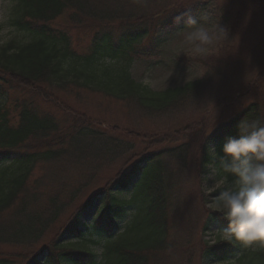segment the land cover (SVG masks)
<instances>
[{
  "label": "trees",
  "instance_id": "1",
  "mask_svg": "<svg viewBox=\"0 0 264 264\" xmlns=\"http://www.w3.org/2000/svg\"><path fill=\"white\" fill-rule=\"evenodd\" d=\"M10 1L9 24L21 38L0 45V96L4 99L0 105V264L15 260L9 246L26 248L27 244L28 251L19 256V264H157L172 247L176 237L172 231H178L172 226L173 211L187 215L185 190L191 178L199 203L205 204L202 178L210 165L219 168L220 164L210 155V148L214 146L219 153L225 139L237 135L241 120L264 123V95L240 105L228 119L215 125L214 120L208 132L205 123L193 121L189 127L181 126L177 135L151 137L147 143L144 132L110 135L105 128L92 127L95 122L86 113L66 105L64 96L96 92L126 101L146 115L180 114L196 105L201 115L213 111L207 96H201L202 90L213 74L227 79L232 61L226 54L218 53L203 63L206 74L202 77L158 91L136 83L129 72L133 60L156 54L157 39L162 38L159 31L166 30L162 32L166 35L177 18L194 17L202 4L169 8L158 3L162 0ZM241 1L229 10V25L234 34L250 36L256 31L251 22L257 26L258 21L252 11L245 15L243 7L251 0ZM256 1L259 10L253 8V12L263 11L264 0H252ZM165 11L168 15L162 16ZM64 14L76 30H90L85 44H78L71 31L60 26L58 19ZM106 59L112 64L105 63ZM176 61L191 67L186 55L177 56ZM263 78L264 71L253 84ZM6 86L28 91L21 104L12 103L16 114L9 111ZM181 130H193L200 143L194 148L186 143L164 147L166 142L181 138ZM138 140L147 145L145 149L137 146ZM156 144L162 147L148 149ZM112 156H121L125 165L121 164L105 186L82 196L100 164ZM45 164L60 170L69 165L80 174L82 170L86 179L67 188L55 179L46 191L42 177L35 175ZM186 169L191 171L189 177L182 175ZM59 189L68 190L63 200ZM90 207L95 209L87 223L82 214ZM127 210L131 217L123 230L116 232ZM202 214V237L195 255L198 264L205 258L225 260L231 256L236 264H264V248L204 240L212 225L220 230L227 221L220 213L203 210ZM52 232L55 235L49 239ZM93 233L101 244L99 253L77 247ZM40 239L43 244L34 246ZM35 249L44 255L42 260ZM185 254L192 257L191 252Z\"/></svg>",
  "mask_w": 264,
  "mask_h": 264
},
{
  "label": "rangeland",
  "instance_id": "2",
  "mask_svg": "<svg viewBox=\"0 0 264 264\" xmlns=\"http://www.w3.org/2000/svg\"><path fill=\"white\" fill-rule=\"evenodd\" d=\"M147 1L151 3V0ZM137 2L141 1H135V3ZM241 2V0H171L168 3L166 0L159 1V4H165V6H169V8L173 6L188 8L192 7L194 3L202 4L201 9L199 8V11L192 18H197L201 24H205L209 27L219 20L220 26L227 29L228 38L233 40L226 46L217 44L212 47L205 56L200 57L194 55L190 46L184 40L185 32L188 29L185 28L187 19H183L177 22L166 35L162 34V32H165L166 30L158 32V34L162 35V38L157 39L159 45L156 54L145 58L142 57L140 59H135L129 64V72L136 83L146 85L149 89L158 91L165 88L176 87L182 85L186 81L201 77L204 71H206V66H204L203 63H208L211 59H214L218 53L228 55L229 61H232L230 63L232 69L226 72L227 79H218L213 74L212 77H210V80L204 84L202 90L203 94L201 96H207V101H210V105L213 107V111L210 112L209 115L206 116L207 111L202 112L203 115H201L200 112H198L197 105L191 107L188 106L186 110L180 114L160 113L156 115H146L138 112L137 108L129 105L126 101H117L96 92L81 93L80 97L73 96L74 94H66L63 100L66 105L72 108H77L79 111L86 113L88 117H91L95 122L92 127L102 130L105 128L110 135L116 133L122 135L123 131L124 133H127V131L132 130L144 132L148 135L145 139V143L149 142L151 137L177 135L181 126L189 127L191 125L190 123L193 121L205 123L206 126H204L207 127L205 131L208 132L212 128L210 126L214 120H216L214 125L226 120L241 108L240 105L244 104L243 106H245V104L255 100L258 97V94L264 95V78L259 79L256 84H253L258 79V75L264 71V10H261L258 13L253 12V8L257 11L259 8H256L258 5H255L257 1L252 2V0L250 3H246L244 7L242 6L245 8V15L250 11L256 15L254 20L258 21V25L256 26L251 22L254 26L253 28H256L253 35L247 36L246 33H243L242 35L234 34L229 25L230 18L228 19L227 14L229 10H233V7H238ZM4 5L8 6L6 9L8 22L7 24H0V45L9 40L21 38V34L14 30L9 24V16L13 5L12 2L10 0H0V12L5 10L3 7ZM144 11L148 13L147 10ZM165 15H168L167 11L162 13V16ZM249 19L251 21V18H246L245 21ZM58 21L60 22V26L71 31V37L77 43L80 41L81 44H85L87 40L90 39V30H76V27L68 22L65 14L59 17ZM133 24L141 25L142 23H132V25ZM182 55L187 56V62L190 63L191 67H183L176 61V57ZM105 63L109 65L112 64V62H109L107 59L105 60ZM4 88L8 91V98L11 100L10 102L8 101V105L10 104L9 111L11 114H16L17 112L14 110L13 104H21L23 99L27 97L26 93L28 91L19 88L18 90H15L14 87L12 90L7 86ZM216 98H219V102L216 101ZM3 100V96H0V105ZM54 108L55 107L50 108L52 112L55 111ZM61 116L64 117L65 115L61 113ZM194 134L195 132H193V130H190V132L181 130V138H174L176 141H168L163 145L166 147L178 143H186V145L194 148L200 143V139ZM126 138L129 139V137ZM137 142V146L140 149L146 148L145 146L147 145L141 140H138ZM161 147L162 145L156 144L148 147V149H158ZM121 164L125 165L121 156H112V159H105L97 169L96 176L90 179L87 185L88 189L82 193V196H84L85 193L89 194L91 191L105 186L115 174L116 170L121 167ZM64 167V169L60 170L58 167L54 169L53 164H45L37 168L35 175L42 177V184L47 187L45 188L46 191H49L53 187L52 180L55 179L63 181L61 183L63 188H67V186L74 181H79L80 183L85 181L84 179L86 178L84 177L82 170L80 174L77 169H74L69 165ZM208 173L209 168L205 171L204 176ZM190 174L191 171L188 169L182 173V175H185L186 177H189ZM60 180H58L57 183H59ZM190 181V184H188L185 190L187 204L185 205L186 207L184 210L188 216L186 214L181 215L180 212L174 213L173 211L172 226L173 228L178 229V231H172L176 236L174 241L172 240V247L162 255L157 264H198V258L195 255L197 254L196 250L199 249L198 245L200 244V239L202 237L200 234V227L203 220L202 212L203 210H206V212L208 211L206 208L208 197L205 204H202V206L199 203V194H197L196 191L197 189L194 178H191ZM210 183L211 181H209V184ZM57 191L60 192V197L63 200L68 190L64 191L59 189ZM217 194L218 193H212L213 196ZM75 205L76 204L73 206ZM94 209V207H90L82 214V218L85 222L88 223L90 221V213L93 212ZM130 215V210H127L125 217L119 221L120 227L116 229V232L123 230L126 221L131 217ZM218 233V229L212 225L210 230L205 232L203 238L212 243L218 239ZM54 235L55 232H52L49 233L47 237L51 239ZM37 243H35L34 246L39 247L43 244V240L40 239ZM100 245L97 235L93 233L89 240L86 239L83 242L78 243L77 247L81 249H90L95 253H99L101 251ZM26 248H28V244L26 245ZM26 248L9 246V253L16 256L14 257L15 260L10 263L19 264L21 259L19 256L23 251H28L25 250ZM242 248L244 247L242 246ZM35 250L37 252V249ZM185 251L191 252L192 257L189 258V255L185 254ZM43 256L42 252L39 251L37 257L42 260ZM202 264L236 263L234 262V257L231 256L225 260H218L213 257L205 258L202 260Z\"/></svg>",
  "mask_w": 264,
  "mask_h": 264
},
{
  "label": "clouds",
  "instance_id": "3",
  "mask_svg": "<svg viewBox=\"0 0 264 264\" xmlns=\"http://www.w3.org/2000/svg\"><path fill=\"white\" fill-rule=\"evenodd\" d=\"M3 7L0 24H7L8 6ZM185 28L184 40L197 56L233 40L219 20L209 27L189 17ZM237 130L236 136L225 139L219 153L214 146L210 148V155L220 164L219 168L210 165L209 173L202 178V190L208 197L206 208L209 214L220 213L227 221V226L218 230L219 240L245 248H264V123L241 120Z\"/></svg>",
  "mask_w": 264,
  "mask_h": 264
}]
</instances>
